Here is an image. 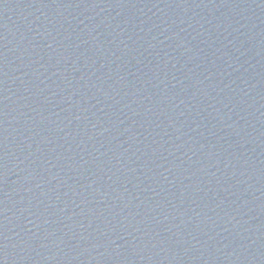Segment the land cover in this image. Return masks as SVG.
Here are the masks:
<instances>
[{"label":"water","instance_id":"95a60500","mask_svg":"<svg viewBox=\"0 0 264 264\" xmlns=\"http://www.w3.org/2000/svg\"><path fill=\"white\" fill-rule=\"evenodd\" d=\"M0 264H264V0H0Z\"/></svg>","mask_w":264,"mask_h":264}]
</instances>
